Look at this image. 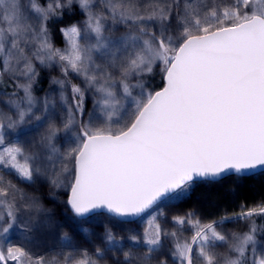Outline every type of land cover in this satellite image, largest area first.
I'll use <instances>...</instances> for the list:
<instances>
[{
	"label": "snow or ice",
	"instance_id": "snow-or-ice-1",
	"mask_svg": "<svg viewBox=\"0 0 264 264\" xmlns=\"http://www.w3.org/2000/svg\"><path fill=\"white\" fill-rule=\"evenodd\" d=\"M73 4L86 19L82 26L61 28L66 47L56 48L48 22ZM116 25L127 30L106 35ZM37 63L59 64L65 77L71 71L83 79V89L71 84V100L68 82L54 80L61 85V127L79 129L64 152L54 143L60 131L53 122L56 102L46 97L41 114L33 111ZM154 66L164 86L145 93L137 84L142 91L133 97L128 80L152 73ZM5 76L23 96L14 91L8 101L14 111L0 110V145L5 129L32 121L48 127L36 151L26 152L19 141L0 148V166L22 180L44 175L52 185L67 187L77 217L101 208L116 217L139 216L179 199L197 177L264 169V0H0V83ZM117 84L132 98L131 111L117 99ZM89 89L97 98L85 120ZM18 199H25L23 192L0 176V264H100L106 251L123 250L107 229L108 247L94 254L67 252L62 261L34 256L13 244L10 234L30 231L19 213L39 212L40 205L35 199L18 205ZM256 215H264V205L239 214ZM223 222L203 223L189 213L173 217L175 230L169 231L152 216L142 237H128L145 250L138 254L129 247L124 264H148L161 252L162 238L172 240L173 264H264L256 228L228 234L217 230ZM185 231L191 236L185 238ZM64 241L71 247L66 235ZM225 246L226 252L216 251Z\"/></svg>",
	"mask_w": 264,
	"mask_h": 264
},
{
	"label": "rangeland",
	"instance_id": "rangeland-1",
	"mask_svg": "<svg viewBox=\"0 0 264 264\" xmlns=\"http://www.w3.org/2000/svg\"><path fill=\"white\" fill-rule=\"evenodd\" d=\"M21 2L26 3V0H21ZM47 2L48 0L43 3L46 4ZM231 2L232 0H217V3L221 5H228L231 4ZM72 7L79 9L77 4H73ZM79 11L81 12L82 18L79 22L74 24L82 26L83 21L86 19V15L80 9ZM126 30L124 25H116L113 30L107 32L106 35L118 37ZM51 42L56 48L64 49L66 47V39L63 34L62 43H57L52 37ZM36 70L38 75L33 82L32 92L37 103L33 111L37 115L41 114L43 110V101L46 97L56 102L57 112L53 122L60 128V131L54 143L60 152H64L70 146L69 141L74 139L79 129L73 128L65 131L61 127V121L64 116V113L59 110L61 85L54 83V80L60 79L68 82L65 94L69 97V100H71V84L79 85L83 89L85 87L83 79L77 77L71 71L68 76L65 77L59 64L41 67L37 63ZM4 78L8 80V83L14 88L18 96H23V92L16 90L15 84L8 76ZM43 82H45V85H43ZM128 83L133 97L139 98L142 89L136 87V85H143V91L145 93L157 91L164 85L163 74L159 67L154 66L152 73L133 76L128 80ZM116 92L117 99L121 100L125 109L131 111L134 107L132 98L124 97L123 88L119 84L116 86ZM10 98H13L12 94L0 90V110L5 112L14 111L10 110L8 106ZM96 98L97 94L94 90L89 89L84 91L85 113L83 119L87 120L88 113L93 112ZM37 123L36 121H32L16 129H5L3 133L5 144L0 145V148L19 141L26 152L38 150L40 137L47 131L48 126L45 124L43 127H37ZM97 123H100V121H97ZM0 176H3L5 181H11L16 188L23 192L25 199L23 201L18 199V205H22L31 199L37 200L40 205L39 212H30L21 209L19 217L27 224L30 231L27 233L23 231L12 232L10 234L11 242L16 245L25 246L26 250L30 251L34 256H43L46 260H51L55 257L62 261L63 254L67 252L79 254L87 250L89 254H94L98 247L106 249L108 245L104 240V234L107 229H110L116 238L121 240L123 250L114 252L106 251L100 264H124L123 251H127L129 247H131L134 252L142 254L145 250L146 246L143 244H133L128 237L131 235L142 237L144 230L148 227V220H150L152 216H157L161 226L172 231L175 230L172 223L173 217H183L189 213L194 214L195 217L200 219L203 223L213 222L214 216L229 215V217L222 219L224 222L217 229L218 231H223L228 234L246 233L254 226L256 228L255 239L257 241V247L258 249L264 248V229L258 230L254 219H242L239 216L242 211L261 205L264 200V195L246 200L239 195L240 189L243 187L242 182H239V180H232L227 185L217 184L215 186L191 183L179 199H170L161 202L136 222L121 223L109 216H102L104 214H98L85 220H80L73 216L70 210H68L69 212L67 213L64 206V195L67 191V187H56L52 185L50 179L44 175L34 176L33 181H26L22 180L13 170L0 166ZM159 213H163V215L160 216ZM85 229L87 231H85ZM65 235L70 239L71 247L64 246ZM26 236L28 238L27 240L25 239ZM183 236L188 238L191 236V232L185 231ZM162 244L163 248L161 252L154 254L153 259L149 261L148 264H160L161 260H166L167 264H173L170 254L172 240L162 238ZM216 251L221 253L226 252L227 247H218ZM94 258L100 259L99 257ZM9 264H14V262L9 261ZM133 264H138V262L134 260ZM176 264H178V262H176Z\"/></svg>",
	"mask_w": 264,
	"mask_h": 264
},
{
	"label": "trees",
	"instance_id": "trees-1",
	"mask_svg": "<svg viewBox=\"0 0 264 264\" xmlns=\"http://www.w3.org/2000/svg\"><path fill=\"white\" fill-rule=\"evenodd\" d=\"M47 0H40V2H46ZM82 15L78 8H71V9H65L62 16L57 15L53 19H51L48 22V28L50 32V36L56 41L57 43H62V34L60 32V29L69 25H72L74 23H77L81 20ZM43 85H45V82H43ZM0 90L5 93L12 94L14 92V88L10 86L8 83V80L5 78L3 79V82L0 83ZM160 90V89H159ZM158 91V90H157ZM232 180H239L243 184L242 189H240V194L242 197H244L246 200L257 198L261 195H264V173H260L258 175L248 177V178H240L236 176L228 177L220 182L216 183H210V182H202L198 183L200 185L202 184H208V185H217V184H229ZM230 186V185H228ZM68 192L70 190L67 188V191L65 193L64 197V206L66 208V212L68 213L69 208L67 206V197L69 196ZM225 198V197H224ZM264 205V200L262 201V204ZM107 216V215H102ZM229 217L227 216H214L213 221L222 220ZM112 218V217H111ZM254 219L257 229L262 230L264 229V215H256L251 217ZM249 255L251 256V252L249 251Z\"/></svg>",
	"mask_w": 264,
	"mask_h": 264
},
{
	"label": "water",
	"instance_id": "water-1",
	"mask_svg": "<svg viewBox=\"0 0 264 264\" xmlns=\"http://www.w3.org/2000/svg\"><path fill=\"white\" fill-rule=\"evenodd\" d=\"M164 86V85H163ZM161 90V89H160ZM159 91V90H158ZM260 173H264V169H256L247 173H243V174H237L235 172H226V173H222L220 176L218 177H208V178H204V177H197L195 178L191 183H201V182H210V183H216V182H220L228 177H232V176H236V177H240V178H248V177H252L255 175H258ZM69 196H70V192H69ZM68 196V198H69ZM68 201V200H67ZM163 202V201H162ZM160 204V203H159ZM157 204V205H159ZM157 205H155L153 208H155ZM67 206L69 208V210L71 211V213L73 214V216H75L77 219L80 220H85L89 217L98 215V214H104L107 216H110L114 219H116L117 221L121 222V223H133L138 221L140 218H142L145 214H147L148 212H150L152 209L148 210L145 213L140 214L139 216H132V217H116L113 214L109 213L107 211V209L101 208V209H93L88 213H85L83 217H77L74 212L72 211L70 205L67 203Z\"/></svg>",
	"mask_w": 264,
	"mask_h": 264
}]
</instances>
